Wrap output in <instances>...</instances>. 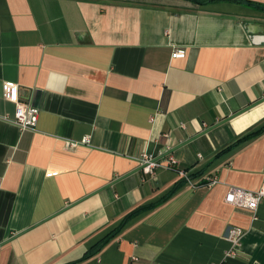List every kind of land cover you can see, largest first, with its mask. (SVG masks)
Instances as JSON below:
<instances>
[{
	"label": "crops",
	"instance_id": "crops-1",
	"mask_svg": "<svg viewBox=\"0 0 264 264\" xmlns=\"http://www.w3.org/2000/svg\"><path fill=\"white\" fill-rule=\"evenodd\" d=\"M263 32L264 10L228 0H0V264H264V198L224 200L264 189V134L215 158L264 120ZM7 85L34 127L13 121ZM169 156L207 168L187 182Z\"/></svg>",
	"mask_w": 264,
	"mask_h": 264
},
{
	"label": "built area",
	"instance_id": "built-area-1",
	"mask_svg": "<svg viewBox=\"0 0 264 264\" xmlns=\"http://www.w3.org/2000/svg\"><path fill=\"white\" fill-rule=\"evenodd\" d=\"M185 56V50L182 48H175L172 53V58H183ZM4 98L8 101L15 103L13 121L21 129L32 128L35 126L39 109L26 101H20L18 99V87L16 85H7L5 87ZM140 168L143 173L153 175L154 170L160 166V163L155 160L152 155L142 153L139 159ZM177 161L169 156L167 158V167L174 169L179 177L184 178L187 182H191L189 176L185 171L179 169ZM206 184L210 185L216 182L214 177H206ZM264 198V189L257 191H247L237 187H230L225 195V202L231 205L246 208L250 211H254L258 203ZM242 230L237 227H229L227 229L225 238L231 242L232 247L228 251V255H232L235 248L240 245L242 237ZM137 259L132 257L131 262H135Z\"/></svg>",
	"mask_w": 264,
	"mask_h": 264
},
{
	"label": "trees",
	"instance_id": "trees-1",
	"mask_svg": "<svg viewBox=\"0 0 264 264\" xmlns=\"http://www.w3.org/2000/svg\"><path fill=\"white\" fill-rule=\"evenodd\" d=\"M262 134H264V120L260 124L253 127L252 129L246 131L245 133L239 135L237 138L233 139V141H231L228 145L220 148L216 152L215 158L217 159L221 156L232 154L233 152L238 150L240 147H242L243 145L253 141L254 139L261 136ZM206 168L207 167L200 169L193 174H190L189 179L190 180L196 179V178L203 176ZM175 191H176V189L174 187L170 192H168L164 197H162L156 203L141 207L140 209H145L147 211V210H152V209L159 207L160 205H162L166 201H168L173 196ZM124 222L125 221L121 222L116 228H114L113 230H111L107 234H105L98 242H96L86 252V254L83 256V258L81 260H84V259L92 256L93 254L97 253L98 251H100L110 240H112L121 231L122 227L125 224ZM78 262H80V261H78Z\"/></svg>",
	"mask_w": 264,
	"mask_h": 264
},
{
	"label": "water",
	"instance_id": "water-1",
	"mask_svg": "<svg viewBox=\"0 0 264 264\" xmlns=\"http://www.w3.org/2000/svg\"><path fill=\"white\" fill-rule=\"evenodd\" d=\"M188 1H191V2H194L198 5H206L210 2H213V1H216V0H188ZM228 1H234V2H237V3H240L242 5H245V6H249V7H252V8H255V9H259V10H264V5H260L258 3H253L249 0H228ZM255 37H253V43L255 44H258V43H264V32L262 34V36H256L254 35Z\"/></svg>",
	"mask_w": 264,
	"mask_h": 264
}]
</instances>
